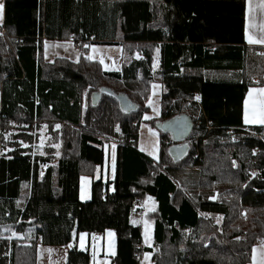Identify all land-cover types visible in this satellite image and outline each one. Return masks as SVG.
<instances>
[{
    "label": "trees",
    "instance_id": "16d2710c",
    "mask_svg": "<svg viewBox=\"0 0 264 264\" xmlns=\"http://www.w3.org/2000/svg\"><path fill=\"white\" fill-rule=\"evenodd\" d=\"M3 1L0 264H37L38 244L68 248L65 264H92L79 236L106 231L117 239L112 264H141L145 253L153 264H250L254 246L264 242V127L247 126L243 106L250 87H264L247 79L264 57L254 60L260 50L247 44L246 0ZM71 38L77 45L122 46V72L104 71L85 47L79 63L45 61V40ZM156 80L164 86L160 121L186 114L194 122L190 154L178 164L167 155L170 140L155 129L157 121L150 126L160 136L159 160L139 149ZM101 87L128 95L139 111L123 115L106 97L93 109L90 96ZM46 121L79 130L77 139L68 134L65 159L42 174L49 160L18 150L5 155V130ZM116 139L114 180L94 181L82 201L81 178L96 176L107 160L105 144ZM188 170L199 171L197 188H219L220 198L187 196L178 184ZM149 198L157 202L146 215L157 251L143 245L142 228L130 221ZM212 217L223 218L220 227Z\"/></svg>",
    "mask_w": 264,
    "mask_h": 264
},
{
    "label": "crops",
    "instance_id": "0c3cea01",
    "mask_svg": "<svg viewBox=\"0 0 264 264\" xmlns=\"http://www.w3.org/2000/svg\"><path fill=\"white\" fill-rule=\"evenodd\" d=\"M4 21V10L0 14V24ZM246 33L247 44L250 47H257L260 53H264V0H246ZM138 58L141 56H137ZM155 61L153 64L154 72L160 67V54L155 55ZM89 58L92 61L99 62L104 71L106 72H122L123 70V48L118 45H100L92 44L89 48ZM44 59L47 63H54L58 59H65L71 63H79L81 59V51L78 49L77 43L74 39L68 40H45L44 41ZM224 77V75L220 74ZM164 93V86L159 80H156L151 85V97L147 102L149 112L143 116L140 125V139L139 149L146 155L150 156L153 160H159L160 154V136L151 126V121H160L162 112V97ZM0 108H1V92H0ZM244 123L247 126H259L264 127V87L255 85L250 87L243 106ZM145 125L144 133H141L142 126ZM154 130L158 135L153 134ZM116 158V154H115ZM113 161L106 160L103 167L97 168L96 176L82 177L81 178V200L85 201L84 196L91 197V185L94 181L102 180L103 182H112L116 174V160L114 165ZM84 178H90V192L84 193L83 185ZM113 187L111 191L113 192ZM215 194V193H214ZM216 201V199H210ZM151 209L144 208L145 204ZM157 209V202L154 198H149L145 202L135 206L130 221L134 226H140L142 228V240L144 232L143 220L146 221V215L154 212ZM138 217V221L135 218ZM147 223L153 225L149 221ZM153 228H148L150 233V243L154 245V232ZM144 243V242H143ZM39 254L43 252L49 255L45 259L46 264H54V255L59 250H62L64 259L68 248H46L41 244H38ZM151 248V246H145ZM79 248L82 251H89L92 256V264H112V261L117 253V239L116 234L113 231H106L102 238L96 236V234L82 233L79 236ZM62 264H64L62 262ZM250 264H264V242H260L254 246L252 262Z\"/></svg>",
    "mask_w": 264,
    "mask_h": 264
},
{
    "label": "rangeland",
    "instance_id": "374dc122",
    "mask_svg": "<svg viewBox=\"0 0 264 264\" xmlns=\"http://www.w3.org/2000/svg\"><path fill=\"white\" fill-rule=\"evenodd\" d=\"M3 10H4V1L0 0V14L2 13ZM87 48L89 49L90 47H87ZM80 51L82 52V50ZM157 52L158 51H156L154 54V61H155V58H156L155 55ZM137 55L139 56L140 54H137ZM252 55H253V58H255L254 60L260 63L264 57V53H260V51L258 52L255 50L252 53ZM158 71H159V68L158 70H155V74H157ZM209 75L211 78L217 77L214 73H209ZM156 78L158 79V76ZM247 79L251 83H256V84L264 83V63L261 65L258 71L248 72ZM195 100H196L195 102H197L198 99L195 98ZM186 104H189V103L186 102ZM183 109L188 111L189 107L183 106ZM47 123H41V124L34 123V125L31 128L27 127L26 125H22L21 127H18L15 124H13L7 130H5L4 138H3V149H4L3 152L5 153V155H8L10 154V152L18 150V151L23 152L24 154L31 156V158L33 159L49 160L50 163L46 165L41 164L42 174L45 173L48 167L52 165L55 166L57 165L59 160L65 159L67 157L65 150H66V146H67L66 144L68 141V134L71 133V135L74 136L73 139H77L79 137V130L75 128L74 129L69 128L68 126L57 124V123L55 124L51 122H47ZM145 128H146L145 125H143L141 128V133H144ZM152 132L153 134L158 135L154 130H152ZM139 137H140V132H139ZM195 141H197V139ZM118 144H119V140L116 139V140H112L108 144L106 143L104 146V151H105V154L107 155V160L113 161L112 163L113 165L116 160L115 154H116ZM252 175L253 177H255L257 175V171H253ZM196 178H197V181H196ZM84 180L85 181L83 185V190H84V193L87 192L88 194L90 192V184H91L90 178H84ZM199 180H200V174L198 170H188L182 173V175L179 178L180 184L178 185L180 187L184 186L182 187V188H185L183 189V192L189 197H190V194H196V195H208L209 199L213 198V199L218 200L220 198L219 188H214L210 191H206L202 188H197L198 187L197 182ZM84 198L86 199L85 201H88L90 199L86 195L84 196ZM144 208H147V210L150 209L147 203L144 205ZM208 219L211 220L213 222V225L217 227H220L223 222L222 217L220 218L212 217ZM135 220L138 221V217H136ZM146 221L143 220V222H145L144 228H143L144 229L143 245L151 246L153 250L157 251L153 243H150V238L148 236V234L150 233L148 228H153V225L147 223ZM153 232H154V228H153ZM191 233L192 232L186 233L187 239ZM62 252H63L62 250H59L58 252H56V254L54 255L55 259L53 260L55 262L54 264H62V262L65 264V259H64L65 253L63 254ZM47 257H49V255L47 256V254L40 252L37 258V264H46L45 259H47ZM152 257H153V254L145 253L142 256L141 264H153Z\"/></svg>",
    "mask_w": 264,
    "mask_h": 264
},
{
    "label": "water",
    "instance_id": "95a60500",
    "mask_svg": "<svg viewBox=\"0 0 264 264\" xmlns=\"http://www.w3.org/2000/svg\"><path fill=\"white\" fill-rule=\"evenodd\" d=\"M105 97L114 100L123 115L135 114L140 109V106L128 95L117 94L107 87H101L91 94L90 106L93 109L98 108ZM155 128L160 134L168 136L170 145L167 155L174 164L184 161L189 156L191 151L189 139L194 131V122L190 116L181 114L164 121H157Z\"/></svg>",
    "mask_w": 264,
    "mask_h": 264
},
{
    "label": "built area",
    "instance_id": "2783aa9c",
    "mask_svg": "<svg viewBox=\"0 0 264 264\" xmlns=\"http://www.w3.org/2000/svg\"><path fill=\"white\" fill-rule=\"evenodd\" d=\"M6 37H7L6 30L5 29H1L0 30V38L5 39ZM91 45H92V43L88 41V42L85 43V45H81L78 48H79V50H82V48H84V47L87 48V47H90ZM5 77H7V75ZM255 154H258V151H256ZM96 236L102 238L104 236V234L103 233H98V234H96Z\"/></svg>",
    "mask_w": 264,
    "mask_h": 264
},
{
    "label": "bare ground",
    "instance_id": "6f19581e",
    "mask_svg": "<svg viewBox=\"0 0 264 264\" xmlns=\"http://www.w3.org/2000/svg\"><path fill=\"white\" fill-rule=\"evenodd\" d=\"M79 46H81V45L79 44L78 47H79ZM255 152H256V151H255ZM96 234H98V233H96Z\"/></svg>",
    "mask_w": 264,
    "mask_h": 264
}]
</instances>
